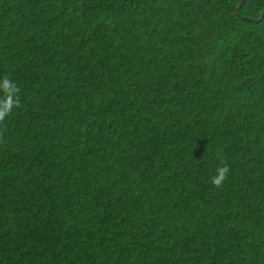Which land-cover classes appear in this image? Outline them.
<instances>
[{"label": "trees", "instance_id": "16d2710c", "mask_svg": "<svg viewBox=\"0 0 264 264\" xmlns=\"http://www.w3.org/2000/svg\"><path fill=\"white\" fill-rule=\"evenodd\" d=\"M240 1L0 0V264H264V0Z\"/></svg>", "mask_w": 264, "mask_h": 264}, {"label": "clouds", "instance_id": "9594fccd", "mask_svg": "<svg viewBox=\"0 0 264 264\" xmlns=\"http://www.w3.org/2000/svg\"><path fill=\"white\" fill-rule=\"evenodd\" d=\"M0 88L4 92V98L0 99V124H3L5 118L12 114L13 109L21 106L19 99L21 89L8 77H4ZM229 171L228 164L222 163L216 169L217 174L210 178V183L216 188L222 187L223 182L228 178Z\"/></svg>", "mask_w": 264, "mask_h": 264}, {"label": "water", "instance_id": "95a60500", "mask_svg": "<svg viewBox=\"0 0 264 264\" xmlns=\"http://www.w3.org/2000/svg\"><path fill=\"white\" fill-rule=\"evenodd\" d=\"M245 1H246V0H241V1H240L239 5H238V7H237V11H240V9H241V7H242V5L244 4ZM263 18H264V10L262 11V15L260 16L259 19H257V21L262 20Z\"/></svg>", "mask_w": 264, "mask_h": 264}, {"label": "bare ground", "instance_id": "6f19581e", "mask_svg": "<svg viewBox=\"0 0 264 264\" xmlns=\"http://www.w3.org/2000/svg\"><path fill=\"white\" fill-rule=\"evenodd\" d=\"M264 19V18H263ZM260 21V20H259ZM258 22V21H257Z\"/></svg>", "mask_w": 264, "mask_h": 264}]
</instances>
